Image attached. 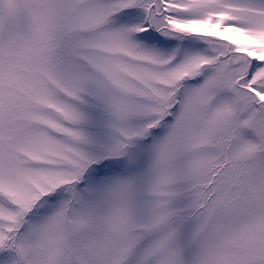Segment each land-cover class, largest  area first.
Wrapping results in <instances>:
<instances>
[{
    "label": "snow or ice",
    "instance_id": "1",
    "mask_svg": "<svg viewBox=\"0 0 264 264\" xmlns=\"http://www.w3.org/2000/svg\"><path fill=\"white\" fill-rule=\"evenodd\" d=\"M0 264H264V0H0Z\"/></svg>",
    "mask_w": 264,
    "mask_h": 264
}]
</instances>
